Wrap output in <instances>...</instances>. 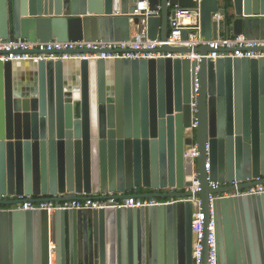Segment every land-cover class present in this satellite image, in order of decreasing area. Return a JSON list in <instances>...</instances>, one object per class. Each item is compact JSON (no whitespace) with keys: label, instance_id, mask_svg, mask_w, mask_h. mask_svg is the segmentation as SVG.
<instances>
[{"label":"water","instance_id":"95a60500","mask_svg":"<svg viewBox=\"0 0 264 264\" xmlns=\"http://www.w3.org/2000/svg\"><path fill=\"white\" fill-rule=\"evenodd\" d=\"M223 1H200L206 40L221 37ZM141 2L147 12L136 16ZM230 2L234 19L224 38L264 40V0ZM176 9L193 10L196 3L0 0V40L124 43L134 29L136 37L165 43ZM213 51L165 44L152 51L199 54V62H0V197L57 203L108 194L117 200L183 199L190 197L188 179L195 173L205 216L201 264H208L209 195L224 190L209 182L264 184V59H206ZM65 53L77 54L44 52ZM192 122L197 126L188 137ZM193 144L194 160L185 155ZM14 203L2 200L0 207ZM212 217L216 264H264V194L215 199ZM191 225L189 202L51 216L4 210L0 264H51L52 256L54 264H184L191 259Z\"/></svg>","mask_w":264,"mask_h":264},{"label":"built area","instance_id":"2783aa9c","mask_svg":"<svg viewBox=\"0 0 264 264\" xmlns=\"http://www.w3.org/2000/svg\"><path fill=\"white\" fill-rule=\"evenodd\" d=\"M196 3V9H176L174 16L169 18V34L166 42L158 40L150 41L145 36L132 38L129 42L124 43H106L94 42L86 43L84 41L59 43L53 41L51 43L29 42L26 40H15L13 42H5L0 40V62L12 63H32L37 64L42 60L52 61H69V62H82L90 60H104L114 61L116 59H150V58H180L189 59L190 61L199 62L202 58L199 54L186 53V54H164L152 51L160 49L163 44L174 48L196 49L199 47L207 46L213 49L205 56L206 59H264V40L249 41L244 37L235 38H218L216 40H206L200 35L199 26V4L201 0H193ZM147 12L145 2L138 4V9L135 15L138 16ZM213 19L220 21L219 14H214ZM187 31V38L182 39V32ZM250 49V50H246ZM258 49V50H253ZM263 49V50H260ZM224 51V52H221ZM231 52H227V51ZM45 51H65L77 52L74 54L65 53L62 55L44 54ZM86 51H96V53H78ZM119 51H125L120 53ZM39 52V54H34ZM135 52V53H133ZM196 93V90H195ZM192 102L190 108L192 117L194 118L196 110L195 96H191ZM196 123H191L190 127L186 128L188 137H192L196 128ZM185 155L192 160L198 157L197 146L195 144L189 146L185 150ZM208 169V165H207ZM191 186L186 189L190 193V197L183 199H168L167 202L162 203L152 199L136 200L124 199L117 200L113 194L101 195L99 198L88 197L86 200H75L57 203L54 201L34 202L29 197L24 196H5L0 197V201L15 202L11 206H1L0 211H45L48 216L53 215L57 211L68 210H105V209H122V208H148L158 205H167L178 202H189L192 205V259L194 264H201V253L203 250V230L205 216L202 212L201 203L196 194L199 192V185L196 179V174L193 173L188 179ZM243 182L234 181L231 183H218L209 182L211 188H223L224 190L217 195H209L210 204V220L208 224V248L209 258L208 264H216L215 260V241H214V224L212 217V202L215 199H229L237 198L248 195L264 194V184L243 186ZM87 195H84L86 197Z\"/></svg>","mask_w":264,"mask_h":264},{"label":"trees","instance_id":"16d2710c","mask_svg":"<svg viewBox=\"0 0 264 264\" xmlns=\"http://www.w3.org/2000/svg\"><path fill=\"white\" fill-rule=\"evenodd\" d=\"M221 7L225 11V17L223 19L222 33H221V37L223 38L224 37L223 30L232 23V21L234 19V16H233V12H232V7H231L230 0H224L221 3Z\"/></svg>","mask_w":264,"mask_h":264},{"label":"flooded vegetation","instance_id":"af4514ba","mask_svg":"<svg viewBox=\"0 0 264 264\" xmlns=\"http://www.w3.org/2000/svg\"><path fill=\"white\" fill-rule=\"evenodd\" d=\"M152 200H156V201L162 202V203H165L168 201V199H152ZM136 264H159V263H153L151 261L146 260V261L137 262ZM162 264H166V263H162ZM184 264H194L193 259H192V252H191V259H189V261L187 263H184Z\"/></svg>","mask_w":264,"mask_h":264},{"label":"crops","instance_id":"0c3cea01","mask_svg":"<svg viewBox=\"0 0 264 264\" xmlns=\"http://www.w3.org/2000/svg\"><path fill=\"white\" fill-rule=\"evenodd\" d=\"M142 33H144V32L142 31ZM142 33H141V34H142ZM137 34H138V33H136V31L133 29V34H132L133 38H134V37L137 38V37H136ZM51 264H54V258H53V256H52V258H51ZM109 264H117V261H116V260L110 261ZM125 264H127V262H126Z\"/></svg>","mask_w":264,"mask_h":264},{"label":"bare ground","instance_id":"6f19581e","mask_svg":"<svg viewBox=\"0 0 264 264\" xmlns=\"http://www.w3.org/2000/svg\"><path fill=\"white\" fill-rule=\"evenodd\" d=\"M75 64H79V62L78 61H76V62H74ZM27 64V63H26ZM26 66V65H25ZM77 97V96H76Z\"/></svg>","mask_w":264,"mask_h":264}]
</instances>
